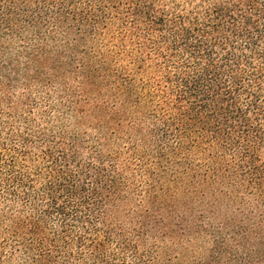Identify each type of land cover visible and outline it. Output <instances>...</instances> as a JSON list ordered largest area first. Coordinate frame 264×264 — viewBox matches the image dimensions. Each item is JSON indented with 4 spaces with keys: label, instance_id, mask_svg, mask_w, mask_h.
Instances as JSON below:
<instances>
[{
    "label": "trees",
    "instance_id": "16d2710c",
    "mask_svg": "<svg viewBox=\"0 0 264 264\" xmlns=\"http://www.w3.org/2000/svg\"><path fill=\"white\" fill-rule=\"evenodd\" d=\"M28 31L38 52L45 39L62 42L52 54L59 60L71 52L104 96L100 111L141 134L129 138L131 149L157 151L151 164L205 151L217 169L229 170L223 154L239 152L249 156L246 171L255 172L247 177L258 182L263 167L250 151L264 143V0H0V41ZM91 37L100 44L88 48ZM131 109L147 127L135 123ZM37 137L42 146L26 139L27 151L5 161L10 170L37 154L47 163L44 173L38 168L34 179L17 168L2 178L0 171V216L12 217L15 227L0 243V264H106L126 250L139 264H170L157 242L174 234L149 210L115 214L128 196L119 158L108 163L102 152L88 154L79 138ZM251 222L234 230L224 222L229 234L212 232L214 244L198 264H264V222ZM149 238L152 254H144ZM6 244L12 251L5 253Z\"/></svg>",
    "mask_w": 264,
    "mask_h": 264
},
{
    "label": "rangeland",
    "instance_id": "374dc122",
    "mask_svg": "<svg viewBox=\"0 0 264 264\" xmlns=\"http://www.w3.org/2000/svg\"><path fill=\"white\" fill-rule=\"evenodd\" d=\"M31 33L28 31L22 37L0 41V81L4 80L0 82V160L4 155L0 162L2 178H8L10 172L17 168L27 170L29 175H34V179L38 168L45 172L43 169L47 163L37 154L28 161L18 160L16 165L10 166V170L5 161L13 154L27 151L26 139L42 146L37 137L42 133L57 141L66 138L67 142H71L79 138L88 154L102 152L108 163L113 157L119 158L126 169L124 176L128 196L116 205L115 214L121 218L124 212L128 213V209L149 210L153 220L162 223L160 228L174 234V239L157 242L161 254L167 257L170 264H198L214 244L212 232L229 234L240 221L244 226L250 225L253 219L264 222V143H254L253 151H250L253 152L252 162L263 167L260 174H256L258 182L247 177L254 178L255 172L246 171L243 164L249 156L239 152L227 151L223 154L231 162L229 170L217 169L205 151L193 156L176 154L171 164L153 165L151 160L157 157V151L138 150L137 145L131 149L129 138L138 141L141 134L137 138L125 119L116 123L100 111V106L105 103L104 96L77 68L78 62L74 61L71 52L63 50L59 60L52 54L61 51L62 42L45 39L42 43L44 52H38L34 46L37 41H30ZM96 44L100 42L89 38L87 46ZM81 50L82 47H78L76 54H80ZM68 60L72 68L64 64ZM131 112L137 125L141 124L142 128L148 126V121L141 122L137 117V110L131 109ZM1 208L0 214L6 215V207ZM11 218L9 216L3 221L0 216V243L10 238L15 230ZM224 222L229 223L230 230L223 228ZM153 243L152 238L146 240L140 252L152 254ZM163 244L165 248L162 249ZM5 246V253L12 251L9 244ZM109 250L115 252L116 245L112 244ZM20 256V251H16L12 260L18 263ZM77 264L95 263L81 260ZM106 264H139V261L131 250H126L120 260L112 259Z\"/></svg>",
    "mask_w": 264,
    "mask_h": 264
}]
</instances>
